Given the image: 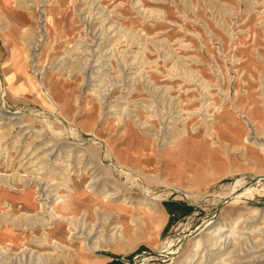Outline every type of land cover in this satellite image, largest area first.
<instances>
[{
  "label": "rangeland",
  "instance_id": "374dc122",
  "mask_svg": "<svg viewBox=\"0 0 264 264\" xmlns=\"http://www.w3.org/2000/svg\"><path fill=\"white\" fill-rule=\"evenodd\" d=\"M0 37V174L33 177L0 183V214L73 212L87 234L88 203L122 225L82 254L58 232L71 256L48 264H264V0H8ZM69 162L81 186L54 187ZM43 229L5 264H43Z\"/></svg>",
  "mask_w": 264,
  "mask_h": 264
},
{
  "label": "bare ground",
  "instance_id": "6f19581e",
  "mask_svg": "<svg viewBox=\"0 0 264 264\" xmlns=\"http://www.w3.org/2000/svg\"><path fill=\"white\" fill-rule=\"evenodd\" d=\"M36 3V2H35ZM37 5H40V4H38V3H36ZM27 5V4H26ZM41 6V5H40ZM38 7V6H37ZM39 8V7H38ZM44 9V8H43ZM42 9V10H43ZM45 11V9L43 10V12ZM43 12L41 13V14H43ZM44 13H46V12H44ZM45 16V15H44ZM46 18L48 19V16L46 15ZM44 19V18H43ZM47 19H45V20H47ZM42 20V19H41ZM42 23H40V25H41ZM43 25V24H42ZM46 25V24H45ZM8 27V26H7ZM43 28V27H42ZM46 29H43V31L45 30H48L47 29V27H45ZM30 31V30H29ZM43 31H41V33L43 32ZM44 31V32H45ZM48 32V31H47ZM43 35H45V34H43ZM42 36V35H41ZM38 38V37H37ZM27 39V38H26ZM35 39V38H34ZM34 45V44H33ZM34 48H37V45H34ZM34 50V49H33ZM34 55V54H33ZM36 56V55H35ZM32 65V64H31ZM36 65V64H35ZM38 71H41V70H38ZM43 72V71H42ZM187 72V71H186ZM185 72V73H186ZM190 72V71H189ZM191 72H193V71H191ZM40 73V72H39ZM178 74V73H177ZM189 78H190V76H189ZM1 81V80H0ZM42 83V82H41ZM40 83V84H41ZM43 85V84H42ZM206 86V85H205ZM0 88L2 89V91H6V89L3 87V86H0ZM207 88V87H206ZM4 91V92H5ZM41 91H42V88H41ZM44 91H45V89H44ZM47 93V92H46ZM48 94V93H47ZM49 96V95H48ZM50 98H51V96H50ZM103 105V104H102ZM181 105V104H180ZM178 107V106H177ZM177 109V108H176ZM53 114V113H52ZM130 114V113H129ZM39 116V115H38ZM12 117V116H11ZM10 117V118H11ZM44 117V116H43ZM48 117V116H47ZM39 118V117H38ZM63 118V117H62ZM130 118V117H129ZM46 119H50V118H46ZM185 119V118H184ZM250 119V118H249ZM248 119V120H249ZM179 120V119H178ZM126 121V120H125ZM129 121V120H128ZM50 122V121H49ZM136 122V121H135ZM141 122V121H140ZM210 122H211V125L212 126H214V119H211L210 120ZM213 122V123H212ZM249 122H251V120L249 121ZM15 123H17V122H15ZM126 123V122H125ZM146 124V123H145ZM179 127V126H178ZM181 127V126H180ZM185 127V126H184ZM1 128V127H0ZM182 128V127H181ZM13 129V128H12ZM69 129H71V128H69ZM179 130L178 131H180V128H178ZM184 129V128H183ZM68 130V129H67ZM73 130V129H72ZM186 130V129H185ZM34 131V130H33ZM69 131V130H68ZM67 131V132H68ZM174 131V130H173ZM70 132H72V131H70ZM74 132V131H73ZM176 132V131H175ZM184 132V131H183ZM35 133H36V131H35ZM75 133V132H74ZM74 133H70V134H74ZM174 133V132H173ZM173 133H171V134H173ZM37 134V133H36ZM24 135V134H23ZM67 135H69V134H67ZM75 135V134H74ZM1 136V135H0ZM70 136V135H69ZM73 136V135H72ZM172 136V135H171ZM170 137V136H169ZM173 138V137H172ZM171 139V138H170ZM3 140V139H2ZM167 140H169V139H167ZM80 141V140H79ZM78 142V141H77ZM16 145V144H15ZM29 145H30V143L29 144H27V145H25V148H24V153H26V150L28 149V147H29ZM45 145H49V143H47V144H45ZM8 146V145H7ZM1 147V146H0ZM13 147V146H12ZM1 149V148H0ZM2 149H4V148H2ZM6 149V148H5ZM20 149V148H19ZM22 150V149H21ZM37 150V149H36ZM1 151V150H0ZM72 151V150H71ZM82 152V151H81ZM23 153V152H22ZM46 154V153H45ZM26 155V154H25ZM81 155V154H80ZM84 155V154H83ZM68 156H70V152H68L67 153V156H66V158L68 157ZM1 158V157H0ZM85 160H87V159H85ZM90 160V159H89ZM20 161V160H19ZM91 161V160H90ZM10 162V161H9ZM59 163V162H58ZM57 163V164H58ZM92 163V161L90 162V164ZM80 164V163H79ZM79 164H76V165H79ZM75 165V164H74ZM75 165V166H76ZM10 166V165H9ZM81 166V165H80ZM80 166H77V168H76V170L78 171V174L77 175H81L82 173H81V171H82V168H80ZM90 166V165H89ZM63 167V166H62ZM61 167V168H62ZM122 167V166H121ZM64 169H65V167H63ZM66 168L67 169H65L66 170V173H64L65 175L62 177V182H60V183H58V182H56V183H54V187H58L59 185H61L62 186V184L63 183H68L67 184V187L69 188V190H72L73 189V187L74 186H76L77 185V187L78 186H81V183L80 182H76V183H74L73 185L72 184H69V181H71L72 180V178H71V176H70V174H71V172H72V170L73 169H75V168H73V167H70V162L69 163H67L66 164ZM124 168H126V167H124ZM129 168H130V166H129ZM128 168V169H129ZM86 169V168H85ZM91 169V168H90ZM132 169V168H131ZM134 169V168H133ZM63 171V170H62ZM97 171V170H96ZM122 171V170H121ZM129 171V170H128ZM127 171V172H128ZM131 171V170H130ZM129 171V172H130ZM46 172H48V171H46ZM124 172V171H123ZM128 172V173H129ZM124 173H126V171L124 172ZM127 173V174H128ZM103 174V173H102ZM135 174V173H134ZM26 175V174H25ZM76 175V176H77ZM98 174H95V171L94 172H92L91 174H89V176H91V178H90V180L88 181V185H89V187L88 188H90L93 184L95 185V183H96V180H95V178H96V176H97ZM138 175V174H137ZM45 176V175H44ZM100 176V175H99ZM134 176V175H133ZM9 177V175H2L1 176V174H0V183H1V185L2 184H5V183H7L8 181H9V179L10 178H8ZM12 177V176H11ZM22 177V175L21 176H19L18 175V179H16L15 177V179H13V180H11L10 179V182L12 181V184H13V182L14 181H19V180H22L23 181V186L26 184V188L28 187V184L29 183H31V181H32V178H31V176L29 177V178H25L24 179V177L23 178H21ZM136 177V176H135ZM134 177V178H135ZM138 177V179L140 178L139 176H137ZM136 177V178H137ZM137 180V179H136ZM144 180V179H143ZM138 181V180H137ZM136 181V182H137ZM9 182V183H10ZM36 182V181H35ZM28 183V184H27ZM33 183V182H32ZM36 184V183H35ZM142 184H143V181H142ZM37 185V184H36ZM140 185V184H139ZM145 185V184H144ZM39 186H40V184H39ZM104 186H106L105 184H104ZM141 186V185H140ZM146 186V185H145ZM41 187V186H40ZM142 187V186H141ZM147 187V186H146ZM146 187H145V191H147V189H146ZM150 187V186H149ZM39 188V187H38ZM47 188V187H46ZM58 188H60V187H58ZM87 188V190H86V192L88 191V190H92L93 191V187L91 188V189H88ZM95 188V187H94ZM103 188V186L100 188V189H102ZM56 189L57 188H55L54 190L56 191ZM78 189V188H77ZM99 189V190H100ZM143 189V188H142ZM150 189V188H149ZM148 189V190H149ZM30 190V189H29ZM54 190H52L53 192H54ZM99 190H94V194H98V192H99ZM144 190V189H143ZM4 191V190H3ZM44 191V190H43ZM51 191V192H52ZM104 191H106V190H104ZM29 192L30 191H28V192H26L25 193V195L27 194V195H29ZM57 192V191H56ZM149 192V191H148ZM147 192V193H148ZM58 193V192H57ZM107 193H108V191H107ZM107 193H105V194H107ZM42 194V193H41ZM50 194L51 193H49V194H47V198H49L50 197ZM26 195V196H27ZM54 195V194H53ZM59 195V194H58ZM147 195V194H146ZM148 195H149V193H148ZM151 195V194H150ZM59 196H61V195H59ZM68 195H66L65 196V199L64 200H67L68 199ZM67 198V199H66ZM74 198H76V200H79V201H81V200H83V197H80V195L78 194V193H76V195H75V197ZM74 198H72L71 200H70V203H69V205H67V206H65V208H71V207H73V204L71 203V201L74 199ZM105 198L109 201V200H111V201H113L114 200V198L113 197H111L110 195H106L105 196ZM232 198V197H231ZM86 199V198H85ZM45 200V199H44ZM120 201H121V203H123V204H114V206H115V208L117 209L118 207L120 208V209H124L125 211H130L131 209L129 208V206H127L126 204L127 203H133L132 201H131V199L130 200H128V198L127 197H124V198H121L120 199ZM82 202H84V201H82ZM142 202H145L146 204H148L147 206H149V208H150V205H153V202L152 201H150L149 202V200L147 199V197L145 198V199H143L142 200ZM1 204L3 203V205H5V204H7L6 203V201H3V202H0ZM43 204V203H42ZM46 204V203H45ZM140 204H141V201H140ZM143 204V203H142ZM9 205V204H8ZM6 206V205H5ZM43 206H45L44 204H43ZM85 206H86V212H88L89 211V213H92V215H95V218L96 219H98V220H94V221H91L89 224L91 225V226H88V227H90V228H88V233L86 234V230H85V228L83 229L84 231H81L82 229H80L81 228V226L80 225H78V219L80 218L79 216L80 215H78V214H76V213H64V212H61V211H59V210H55V212H53L52 214H51V218H48V217H44L42 214L40 215V213H39V215H34V216H29V215H26L25 213H21V215H17V216H14V215H11V213H9L8 211H4V213H2V214H0V236H3V238H0V263L2 262H4V264L6 263V259L4 258V252H6V251H8L9 249H7V245H8V242H10L11 244H13L11 241H8V240H11V237H12V235H14V234H16L17 233V229H24V230H26V228H34L37 224L38 225H40V226H42V228H44L43 229V234L41 235V236H38V238H36V241H38V261L39 262H43V264H48V261L49 260H51V263H54V262H57V260L60 258V257H63V256H61V255H58L57 254V251H58V249H60V251L62 252V255L64 254L65 256H68L69 258H70V256H71V253H70V249L68 250L67 248H66V245L64 244V242L62 241V239L60 238V237H58V232L61 234V235H63L64 236V234L66 233V231H68L67 233H68V237H69V239L70 240H75V239H79L80 237H76L75 235L78 233V231L77 230H79V231H81L83 234V239H84V241H85V244L83 245H81V247H80V249H79V252L82 254L83 253V251H86L87 249L88 250H90L91 251V249L92 250H96V249H100V248H103L104 247V245L102 244V242L103 241H107V239H108V237L107 238H105V237H103L102 236V234L101 233H99L98 232V235L94 238V236H92V237H90V235H91V233H92V230L95 228V226H96V223H98L99 224V226H102V230H104V229H107L108 227H111L110 225H112V230H116L115 231V233H117L118 231H119V229L120 228H122V225H121V223L120 222H118V221H115V219L117 218V216H118V214H116L115 212H114V219L112 218V220L110 221V223H108L107 224V221L109 220V217L110 216H105V217H101L100 215H102V214H99V211L101 210V207H99V206H96L95 208H94V211H90V204H88V203H85ZM9 207V206H8ZM88 207V208H87ZM11 208V206L9 207V209ZM6 210H7V208H6ZM109 211V210H108ZM42 212H44V211H42ZM46 212V211H45ZM112 215V214H111ZM22 216V217H21ZM54 216L56 217V218H54ZM138 216V215H137ZM83 218V217H82ZM88 218V217H87ZM85 219V218H84ZM111 219V218H110ZM82 220V219H81ZM63 221H65V224H64V222ZM139 221H141L140 220V218H139ZM132 222V221H131ZM134 222V221H133ZM79 223H81V222H79ZM135 223V222H134ZM82 224H83V222H82ZM113 224H115V225H113ZM217 224H219V222H217ZM62 225H67V227L65 226V229H63V226ZM83 226V225H82ZM39 227V226H38ZM83 227H85V226H83ZM100 229V228H99ZM224 229V227H220L219 228V230L220 231H222ZM58 230V231H57ZM76 233V234H75ZM81 234V233H80ZM119 234V233H118ZM104 235V234H103ZM120 235H123V234H120ZM62 236V237H63ZM71 236H73V238L71 237ZM89 237H90V240H89ZM114 237V236H113ZM92 238H94L93 240H92ZM82 239V238H81ZM121 239V238H120ZM25 239H23V241H24ZM88 240H89V242H88ZM92 240V243L90 244V241ZM109 240V239H108ZM35 241V240H34ZM88 243V244H87ZM200 244V241L199 240H197V242L194 244V246H198ZM24 245V244H23ZM26 245V244H25ZM46 246H51L52 247V249H53V251H50V252H44V253H42V252H39V250L41 249V248H43V247H46ZM9 247V246H8ZM105 248V247H104ZM25 249L26 248H24V251H25ZM27 250H28V248H27ZM31 251V250H30ZM33 251V250H32ZM6 253H8V252H6ZM6 253H5V255H6ZM22 254H23V257H25L24 255V253L22 252ZM17 255V254H16ZM28 255V254H27ZM13 256V255H12ZM18 256V255H17ZM31 256V255H30ZM23 257H21L20 256V258L22 259ZM6 258H8V257H6ZM31 258H32V256H31ZM36 258V257H35ZM72 258V257H71ZM12 259V258H11ZM34 259V258H33ZM35 261V260H34ZM36 261H37V259H36ZM261 260H259V262H260ZM30 262V261H29ZM9 264V263H8Z\"/></svg>",
  "mask_w": 264,
  "mask_h": 264
},
{
  "label": "crops",
  "instance_id": "0c3cea01",
  "mask_svg": "<svg viewBox=\"0 0 264 264\" xmlns=\"http://www.w3.org/2000/svg\"><path fill=\"white\" fill-rule=\"evenodd\" d=\"M8 0H0V6L3 7V5H5V3L7 2ZM1 38V37H0Z\"/></svg>",
  "mask_w": 264,
  "mask_h": 264
}]
</instances>
